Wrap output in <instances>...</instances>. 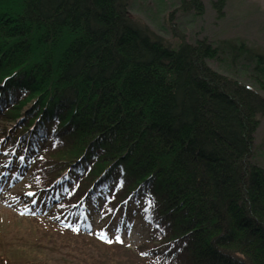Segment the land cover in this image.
<instances>
[{"label": "trees", "instance_id": "obj_1", "mask_svg": "<svg viewBox=\"0 0 264 264\" xmlns=\"http://www.w3.org/2000/svg\"><path fill=\"white\" fill-rule=\"evenodd\" d=\"M179 37L138 25L128 0H0V165L29 176L0 264H264V56L249 53L254 87L213 69L205 38ZM116 213L148 237L116 242Z\"/></svg>", "mask_w": 264, "mask_h": 264}, {"label": "rangeland", "instance_id": "obj_2", "mask_svg": "<svg viewBox=\"0 0 264 264\" xmlns=\"http://www.w3.org/2000/svg\"><path fill=\"white\" fill-rule=\"evenodd\" d=\"M128 1L131 17L138 25L148 27L169 43H176L179 35H184L188 42L205 38L217 50V57L207 59L213 69L255 87V60L249 53L264 56V0H223L221 11L215 6L219 0H201L203 9L200 12L187 9L184 5L181 7L182 0ZM30 104L23 108L26 109ZM6 124L9 129L12 128V122ZM254 145V161L264 168V116L260 118L255 132ZM4 163L0 165V222L9 223L12 214L6 205L15 204L16 201L11 200L12 195L25 193L28 189L23 180L17 177L29 176L24 171L6 168ZM23 165L22 162L21 167ZM16 168L19 170L18 165ZM115 216H112L109 228L116 237L119 236L131 246L148 237L137 215L129 213L123 219L118 218V213ZM15 219L14 224L20 229L34 227L20 218ZM64 235L62 238L68 240L69 244L88 245V238Z\"/></svg>", "mask_w": 264, "mask_h": 264}, {"label": "snow or ice", "instance_id": "obj_3", "mask_svg": "<svg viewBox=\"0 0 264 264\" xmlns=\"http://www.w3.org/2000/svg\"><path fill=\"white\" fill-rule=\"evenodd\" d=\"M29 195H32L31 193H29ZM77 229H73V231H76ZM101 239L105 240V242L107 243H112V240L107 239L103 234H101L100 236ZM116 242H122L119 238V236L116 237Z\"/></svg>", "mask_w": 264, "mask_h": 264}]
</instances>
